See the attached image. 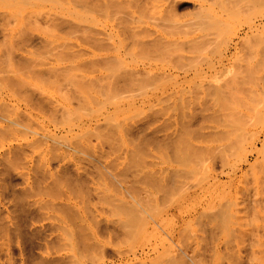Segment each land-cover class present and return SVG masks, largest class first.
<instances>
[{"label":"rangeland","instance_id":"374dc122","mask_svg":"<svg viewBox=\"0 0 264 264\" xmlns=\"http://www.w3.org/2000/svg\"><path fill=\"white\" fill-rule=\"evenodd\" d=\"M77 1L0 0V264H264V0Z\"/></svg>","mask_w":264,"mask_h":264},{"label":"bare ground","instance_id":"6f19581e","mask_svg":"<svg viewBox=\"0 0 264 264\" xmlns=\"http://www.w3.org/2000/svg\"><path fill=\"white\" fill-rule=\"evenodd\" d=\"M79 1L82 2V0H78L77 2H79ZM97 1H99V0H97ZM97 1H96V0H93V2H92V1H89L90 3H88V1H85V0H84L85 4L87 3L88 5H90V4L92 3L91 7H93V8L96 7V8L98 9V7H101V4H102V3L100 4L99 2H101V1H99V2H97ZM102 1H103V0H102ZM105 1H106V0H105ZM207 1H208V0H207ZM231 1H232V0H231ZM234 1H235V0H234ZM241 1H242V0H241ZM96 2L99 3V4H97ZM236 2H237V1H236ZM244 2H245V1H244ZM244 2H243V4H244ZM249 2H250V1H249ZM251 2H252V1H251ZM255 2H256V1H255ZM260 2H262V0H261ZM260 2H257V3H258V6H257L256 3H255V5L257 6V8H258L259 6H261V5H259V4H262V3H260ZM82 3H83V2H82ZM93 3H94V5H97V6H93ZM95 3H96V4H95ZM210 3H211V2H210ZM216 3H217V2H216ZM237 3H238V2H237ZM237 3H236V4H237ZM218 4H219V3H218ZM218 4H216V5H218ZM220 4H224V2H223V3H220ZM229 4H230V3H229ZM246 4H247V3H246ZM99 5H100V6H99ZM224 5H225V4H224ZM226 5H227V4H226ZM240 5H242V3H241ZM250 5H252V3H251ZM262 6H263V7H260V8L257 9V8H255V6L253 5V7H254L255 9H257V11H260L261 13H264V3H263ZM217 7H218V6H217ZM230 7H232V6L230 5ZM230 7H228V8H230ZM93 8H92V9H93ZM96 8H95V9H96ZM221 8H222V7H221ZM234 8H235V7H234ZM236 8H238V6H237ZM97 9H96V11H98ZM223 9H224V8H223ZM240 9H241V8H240ZM229 10H231V9H229ZM233 10H234V9H233ZM241 10H242V9H241ZM230 12H231V11H230ZM238 13H241V12L239 11ZM242 13H243V12H242ZM236 14H237V12H236ZM228 15H229V14H228ZM230 15H231L230 18H232V17L234 18V14H233V13H230ZM230 15H229V16H230ZM46 16H47V15H46ZM47 17H48V16H47ZM47 17H46V18H47ZM206 17H207V16H206ZM227 17H228V16H227ZM46 18L44 17V19H43L42 21L46 22V23H43V24H46V25H48L49 27L51 26V24H52V26H54V23H55V25H58V24H56V23H58V22H59V24H60V26H59L60 28H65V27L67 26V24H69V23L65 24L66 22L64 23V21L60 20V19H62V18H60V17L58 18V19H59L58 22H57V18H55V17H54V18H52V17H48L49 19H46ZM207 18H213V16H212V17H207ZM230 18H229V19H230ZM45 19H46V21H45ZM215 19H217V18L215 17ZM244 20H245V19H244ZM217 21H218V20H217ZM48 22H50V24H49ZM53 22H54V23H53ZM221 22H222V21H221ZM262 22H263V21H262ZM69 25H70V24H69ZM214 25H215V24H214ZM260 26H261V27H260L261 29L259 28V30H261V32H262V27L264 26V23H263V26H262V24H261ZM54 27H55V26H54ZM70 27H72V26H70ZM51 28H53V27H51ZM79 28H80V27H79ZM263 28H264V27H263ZM55 29H56V28H55ZM69 29H70V28H69ZM71 29H72V28H71ZM76 29H77V28H76ZM216 29H217V28H216ZM67 30H68V29H67ZM255 30H256V28H255ZM71 31H72V30H71ZM75 31H76V30H75ZM220 31L222 32V30H220ZM220 31H219V33H220ZM216 32H217V31H216ZM257 33H259V32H257ZM92 36H93V35H92ZM250 36H252V35H250ZM263 36H264V34H263ZM253 37H254V35H253ZM257 37H258V36H257ZM257 37H256V38H257ZM95 39H96V38H94V40H93L92 42H95V44H96V42H98V41H95ZM99 39H100V38H99ZM96 40H98V39H96ZM100 41H101V40H100ZM43 43H44V41H43ZM97 45H98V44H97ZM97 45H95V46H97ZM257 46H260V43H259V44L257 43ZM92 47H93V46H92ZM47 49H49V48H47ZM257 49H258V47H257ZM260 50H262L261 47H260ZM91 52H92V51H91ZM80 53H81V52H80ZM90 54H91V53H90ZM97 61H98V60H97ZM259 62H260V61H259ZM255 63H256V62H255ZM91 64H93V61H92ZM256 64H257V63H256ZM94 65H95V64H94ZM97 65H98V64H97ZM254 65H255V64H254ZM254 65H253V67H254ZM256 66H257V65H256ZM256 66H255V68H256ZM259 66H260V64L258 65V67H259ZM85 86H86V85H85ZM120 90H121V89H120ZM127 90H128V89H127ZM13 91H15V90H13ZM13 91H12V92H13ZM116 92H117V91H116ZM120 93H121V91H120ZM12 94H13V93H12ZM114 94L117 95L115 92H114ZM121 95H122V94H121ZM122 97H123V96H122ZM42 98H43V97H42ZM116 98H117V97H116ZM42 100H43V103H44V99H42ZM47 102H49V101H47ZM47 102H45L44 104H46ZM54 102H55V101H54ZM56 102H57V101H56ZM56 102H55V103H56ZM26 103H28V102H26ZM38 103H39V102H37V104H38ZM50 103H53V101L51 102V100H50ZM50 103H49V104H50ZM3 104H4V103H3ZM39 104H40V103H39ZM39 104H38V105H39ZM41 104H42V103H41ZM41 104H40V106H41ZM4 105H8V104L5 102ZM4 105H2V106H4ZM30 105H32V104H30ZM47 105H48V104H47ZM47 105H46V106H47ZM55 105H56V104H55ZM55 105H53V108H54ZM26 106H29V105H26ZM42 106H43V105H42ZM42 106H41V107H42ZM51 106H52V104H51ZM61 106H63V105H61ZM24 107H25V106H24ZM29 107H30V106H29ZM38 107H39V106H38ZM38 107L36 106V108H38ZM41 107H39V108H40V109H43V108H44V106H43L42 108H41ZM7 108H8V106H7ZM27 108H28V107H27ZM34 108H35V107H34ZM63 108H64V107H63ZM25 109H26V108H25ZM30 109H31V111H32V109H33L32 106L30 107ZM30 109H29V111L27 110V111H28L27 114H29V116H31V115L34 113V112H33V113L30 112ZM0 110H2V109H0ZM9 110L11 111V109H9ZM38 110H39V109H38ZM38 110H37V112H42V111H44V110H39V111H38ZM2 111H3V110H2ZM16 111H17V110H16ZM8 112H9V111H8ZM20 112H21V111H20ZM22 112H23V111H22ZM37 112H36V113H37ZM44 112H45V111H44ZM6 113H7V112H6ZM6 113H5V114H6ZM9 113H11V112H9ZM12 113H13V112H12ZM12 113H11V114H12ZM24 113H25V112H24ZM47 113H48V112H47ZM73 113H74V112H73ZM11 114H8V115H10V117H11V116H12ZM37 114H38V113H37ZM48 114H49V113H48ZM8 115H7V116H8ZM34 115H35V114H34ZM45 115H46V113H45ZM43 116H44V115H43ZM64 116H65V115H64ZM10 117H9L8 119H10ZM55 117H56V116H55ZM60 117H62V116H60ZM68 117H69V115H68ZM70 117H71V116H70ZM72 117H73V115H72ZM2 118H3V117H2ZM4 118H5V117H4ZM6 118H7V117H6ZM15 118H16V117H14V118L12 117V120L10 119L11 121L9 120V122H6V123H7V124H6V127H7V125H9V127H10L11 124H13V125L16 124V125H17V122H18V125H20V124L22 123V122L19 123V121L16 122ZM20 118H21V117H20ZM47 118H48V117H47ZM16 119H18V118H16ZM26 119H28V117L25 118V120H26ZM62 119H63V118H62ZM64 119H67V118H64ZM2 120H3V119H2ZM19 120H21V119H19ZM28 120H29V119H28ZM30 120H31V117H30ZM50 120H51V118H50ZM55 120H56V119H55ZM7 121H8V120H7ZM21 121H22V120H21ZM36 121H37V120H36ZM60 121H61V120H60ZM67 121H68V120H67ZM29 122H30V121H29ZM23 124H24V123H23ZM23 124H22V125H23ZM26 124H27V125H30V124H28L27 122H26ZM26 124H24V126H25ZM83 124H84V123H83ZM88 126H89V125H88ZM142 126H143V125H142ZM3 127H4V126L1 127L2 130H3V132H7V130H9V129L6 130V127H5V128H3ZM9 127H7V128H9ZM26 127H28V126H26ZM29 127H30V126H29ZM82 127H83V126H82ZM143 127H145V126H143ZM143 127L140 126V128L138 129V131H140V132L143 133V132H144L143 129H142ZM1 128H0V129H1ZM144 129H145V128H144ZM3 132H2V133H3ZM8 132H9V131H8ZM150 133H151V132H150ZM2 135H3V134H2ZM139 135H140V134H139ZM2 137H3V136H2ZM43 140H44V139H43ZM159 142H160V141H159ZM159 142H158V143H159ZM33 144H34V143H33ZM20 145H21V144H20ZM31 146H32V145H31ZM18 148H19V147H17V149H18ZM14 149H16V148H14ZM14 149H13V151H16V150H14ZM19 149H20V148H19ZM19 149H18V150H19ZM21 149H22V148H21ZM24 150H25V149H24ZM10 151L13 152L12 150H10ZM20 151H21V153H22V150H20ZM8 153H9V152H8ZM15 153H16V155H15ZM19 153H20V152H19ZM19 153H18V155H19V157H20V154H19ZM25 153H26V152H25ZM5 154H6V153H5ZM7 155H8V154H7ZM10 155H11V154H10ZM13 155H15L14 157L17 158V152H14ZM23 155H24V153H23ZM3 156H4V155H3ZM14 157H12V160H13ZM8 158H9V157H8ZM8 158H7V159H8ZM21 158H22V157H21ZM52 158H53V157H52ZM22 159H23V158H22ZM43 159H44V158H43ZM9 160H11V156H10V159H9ZM17 160H18V159H17ZM3 161L5 162V159H4ZM32 161H33V160H32ZM37 161H38V160H37ZM38 165H39V164H38ZM38 165H36V166L38 167ZM61 165H62V164H61ZM41 166H42V165H41ZM43 166H44V165H43ZM45 166H46V165H45ZM47 166H48V165H47ZM37 167H35V169H36ZM30 168H31V167H30ZM38 168H39V167H38ZM40 168H42V167H40ZM40 168H39V170H40ZM57 168H58V167H57ZM61 168H62V167H61ZM42 169H43V168H42ZM73 169H74V168H73ZM36 170H37V169H36ZM39 170H38L37 172H40V171H41V170H40V171H39ZM57 170H58V169H57ZM57 170H55V171H57ZM62 170L65 172L64 169H62ZM62 170H61V171H62ZM61 171H60V172H61ZM67 171H68V170H66V172H67ZM47 172H48V170H47V171L45 170V172H44L45 175L42 174L43 171H42V173L40 172V173H41V176L43 175V176H45V177H48V176H46V175L49 174V173L47 174ZM58 172H59V171H58ZM64 172H61V173H62V177H63V175L66 174V173L64 174ZM72 172H73V171H72ZM77 172H78V171H77ZM77 172H76V174H77ZM51 173H52V172H51ZM51 173H50V174H51ZM78 173H79V172H78ZM80 173H81V172H80ZM52 174H53V173H52ZM55 174L57 175L58 173H55ZM73 174H74V173H73ZM73 174H72V175H73ZM76 174H75V175H76ZM59 175H60V174L57 175L58 177H56V176H55V177L57 178V180L62 181V180H61L62 178H59V177H61V176H59ZM67 175H68V174H66V176H67ZM69 175H70V174H69ZM72 175H71V176H72ZM75 175H74V176H75ZM80 175H81V174H80ZM80 175L78 174V175H76V176H78V177H76V176H75V177L78 178V180H79L80 177L86 176V174H84L83 176H82V175L80 176ZM87 175H88V174H87ZM89 175H90V174H89ZM89 175H88V178H89L92 174H91L90 176H89ZM28 176H29V175H28ZM43 176H42V177H43ZM52 176H53V175H52ZM52 176H51V178H52ZM45 177H44V181H45V179H46ZM49 177H50V176H49ZM70 178L73 179V177H70ZM85 178H86V177H85ZM88 178H87V179H88ZM40 179H43V178H40ZM47 179H48V178H47ZM67 179H68V178H67ZM81 179H82V178H81ZM81 179H80V180H81ZM87 179H84V180H86V182H87V181H89V180H87ZM55 180H56V179H55ZM63 180H66V179H65V176H64ZM68 180H70V179H68ZM73 180H74L75 182L77 181V179H73ZM73 180H72V182H73ZM80 180H79V181H80ZM84 180L82 179V181H84ZM38 181H39V180H38ZM82 181H80L79 183H81ZM45 182H46V181H45ZM55 182L57 183L58 181H55ZM66 182H69V181H66ZM75 182H74V183H75ZM41 183H42V181H41ZM51 183H54V180H53ZM45 185H46V184H45ZM49 185H51V184H48V185H46V186H49ZM75 185H76V184H75ZM82 185H83V183H82ZM84 185H85V181H84ZM77 187H78L79 190H80L81 187H80V185L78 186V183H77ZM43 188H44V186H43ZM87 188H88V187H87ZM37 189H38V188H37ZM41 190H42V189H41ZM46 190H47V189H46ZM48 190H49V189H48ZM79 190H78V191H79ZM37 192H38V191H37ZM49 193H50V191H49ZM36 195H37V194H36ZM44 195H45V194H44ZM59 195H60V194H59ZM25 196H26V195H25ZM53 197H54V196H53ZM55 197H57V199H58V197H59L58 194H57ZM38 198H39V197H38ZM60 198H62V195H60V197H59V201H60ZM64 198H65V197H64ZM21 199H22V198H21ZM24 199H25V198H24ZM40 199H42L41 196H40V198H39V200H38L39 202H40ZM57 199H54V200H57ZM43 200L46 201L45 198H43V199H42V202H40V203H44L45 206L48 205V203H50L51 201L55 203V201H53L52 197L50 198L49 201H48V199H47L46 202H43ZM19 201H21V200L19 199ZM35 201H37V200H35ZM38 201H37V202H38ZM64 201H65V200H64ZM64 201H63V202H64ZM39 202H38V203H39ZM63 202L60 201V203H57L56 206H57V207L60 206V207L64 208V205H65L66 203H65V202L63 203ZM67 202H68V201H67ZM26 204H28V206H30L29 203H26ZM44 204H43V206H44ZM51 204H53V203H51ZM32 205H34V203H32ZM68 205H70V202H69V204L67 203V207H68V209H70ZM35 206H36V204H35ZM39 206H40V204H39ZM39 206H37L36 209H40V210H41L42 208H43L42 210L46 209L45 213H41V215L44 216V214H47V213H46V212L48 211L47 208L50 206V204H49V206L46 207V208H44L45 206H44V207L41 206V208H39ZM56 206H55V205H51V208H52L51 210H53V207H54V209L56 210V209H57ZM65 206H66V205H65ZM12 207H13V206H12ZM65 208H66V207H65ZM65 208H64V209H65ZM71 208H72V206H71ZM48 209L50 210V207H49ZM60 209H61V208H60ZM64 209H61V210H64ZM68 209L66 208V211H68ZM72 209H74V208H72ZM72 209H71V210H72ZM51 210H50V211H51ZM71 210H69V211H71ZM74 210H75V209H74ZM74 210H72L71 212L68 211V212H69V213L67 212L68 215H67L66 213L63 214V216H64L63 219H62L63 221H62L61 219H59L61 223H60V222H57L56 224H58V226H57V227L54 226V227L57 228V229L59 228V230H60V228H61V230H62L61 232H62V233H57V232H56L57 235L55 234V236H54L53 234H51V233H52V231H51V233L49 234V235H51V236H50L51 238H50L49 236H47L48 239L44 237V240H43V241H44L45 243H47V242H48V243H49V242H50V243H53V242H55V243H56V242H62L63 240L66 239V240H68L69 242L72 241L73 243L75 242V243L80 244V245H83L82 243L87 244V245L84 244V245H83V248L88 247V244H89V246H92L91 238H92L93 236H92V237L90 236L92 233H89V234H90V235H89V234H87V232H89V231H86L85 233L82 231V228H86L85 225H84V227H82V225H83L82 222H83V221H80L81 225H79L80 223H77L76 221H72V222H73L72 226L74 225V227L70 226V225H69V224H70L69 222H68L69 224H67L68 227H67L66 224L63 223V222H65V221H64V218H66V216H69V217H67V220H68L69 218L76 217V214H75L76 212L74 213ZM50 211H48V212H50ZM38 212H39V210H38ZM38 212H37V213H38ZM40 212H43V211H40ZM51 212H52V211H51ZM72 212H73V214H72ZM70 213L73 215V217H71L72 215H71ZM69 214H70L71 216H70ZM48 215H49V217H50V213H49ZM57 215H58V214H57ZM65 215H66V216H65ZM39 216H40V214H39ZM43 216L41 217V220H43V219H42V218H44ZM53 216H55V215H52L51 217H53ZM61 216H62V214H61ZM92 216H93V215H92ZM51 217H50V218H51ZM38 218H39V217H38ZM46 218H48V217L46 216ZM46 218H44V219H46ZM53 218H54V217H53ZM58 218H59V217H57V219H58ZM61 218H62V217H61ZM78 218H79V215H78ZM4 219H6V218H4ZM8 219H9V218H8ZM14 219H15V218H14ZM55 219H56V218H55ZM55 219H54V220H55ZM16 220H17V219H16ZM16 220L12 221V223H11V219H10V221L7 220V225H6V223H5L6 220H5V222H4V220H2V223L4 224V227H3V228L7 229L6 231L9 230V232L11 231L10 233L13 232V233H15L16 235H19V234H17V232H18L17 230H19V226L16 225V224L14 223ZM38 220H40V218H39ZM46 220H47V219H46ZM52 220H53V219H52ZM65 220H66V219H65ZM67 220H66V222H67ZM80 220H81V219H80ZM17 221H18V220H17ZM43 221H45V220H43ZM49 221H50V220H49ZM56 221H58V220H56ZM8 222H9V223H8ZM51 222H52V221H51ZM51 222H50V223H51ZM3 224H2V225H3ZM17 224H18V223H17ZM48 224H49V223H48ZM52 224H53V223H52ZM49 225H50V224H49ZM53 225H54V224H53ZM53 225H50V227L53 226ZM6 226H7V227H6ZM46 226H47V225H46ZM47 227H48V226H47ZM70 227H72V228H70ZM81 227H82V228H81ZM3 228H2V230H3ZM17 228H18V229H17ZM41 228H43V227L41 226ZM51 229H52V227H51ZM41 230H43V229H41ZM87 230H89V229L87 228ZM3 231H4V230H3ZM6 231H5V232H6ZM16 231H17V232H16ZM84 231H85V229H84ZM38 232H39V231H38ZM7 233H8V232H7ZM36 233H37V232H36ZM41 233H42V232H41ZM5 234H6V233H5ZM33 234H34V233H33ZM37 234H38V233H37ZM86 234H87L88 236H87ZM43 235H45V232H44ZM52 235H53V236H52ZM92 235H93V234H92ZM38 237H39V236H38ZM90 237H91V238H90ZM42 238H43V237L41 236L40 239H42ZM46 241H47V242H46ZM93 241L97 242V241L95 240L94 237H93ZM93 241H92V242H93ZM95 242H94L93 244H95ZM86 249H87V248H86ZM46 261H47V260H46ZM58 261H60V260L58 259ZM47 263H48V262H47ZM56 264H57V260H56ZM58 264H59V263H58ZM60 264H61V263H60ZM65 264H66V263H65Z\"/></svg>","mask_w":264,"mask_h":264}]
</instances>
